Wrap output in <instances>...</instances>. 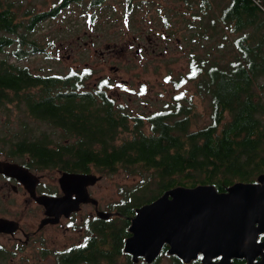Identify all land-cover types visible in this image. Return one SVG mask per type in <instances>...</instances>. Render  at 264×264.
<instances>
[{
  "label": "trees",
  "instance_id": "obj_1",
  "mask_svg": "<svg viewBox=\"0 0 264 264\" xmlns=\"http://www.w3.org/2000/svg\"><path fill=\"white\" fill-rule=\"evenodd\" d=\"M131 1L136 8L141 7L142 1ZM197 2L199 7L194 12L182 14L186 22L183 33L190 37L189 43L196 40L200 44L215 32L219 43L222 39L225 43L215 56L191 52L189 71L180 76L176 86L182 88L186 81L196 85L197 96L209 100V120H197L191 111L197 104L195 95L187 94L186 89L179 91V99L173 103L148 114H131L107 92L114 83L109 76L101 77L92 89L82 88L93 72L89 66L64 73H36L3 60L0 96L7 101L16 95L25 96L26 103L19 102L20 107H28L36 119L63 128L69 138L75 137L74 142L52 145V138L42 131L41 135L9 140L4 149L28 155L29 165L89 169L93 164L107 172L123 167L130 174H139L138 182L121 189L119 204L131 215L135 214L134 206L173 186L214 183L223 190L264 170V82H259L264 77V36L251 31L230 38L222 33L227 25L236 30L250 25L254 30L264 28V0ZM187 4L191 8L193 1L187 0ZM53 14L56 12L47 10L18 30L12 12L0 11V50L13 41L10 35L23 32L18 42L33 49L20 46L13 54L22 58L35 53L38 43L30 38L31 31L38 27L41 17ZM35 87L37 90L31 89ZM122 128L133 134L117 143ZM114 245L117 248L101 247L100 255L117 258L115 255L124 251L122 237Z\"/></svg>",
  "mask_w": 264,
  "mask_h": 264
},
{
  "label": "flooded vegetation",
  "instance_id": "obj_2",
  "mask_svg": "<svg viewBox=\"0 0 264 264\" xmlns=\"http://www.w3.org/2000/svg\"><path fill=\"white\" fill-rule=\"evenodd\" d=\"M135 1L137 2V0ZM140 1H142V15H144L140 30L133 33L119 51H114L113 46L107 43L106 49L100 50L102 55L114 54L117 59L124 60L136 58L146 60L179 59L181 54H178L177 51L181 50L180 46L184 45V40L178 33L177 6L173 5L172 8L165 5L161 6V0ZM24 3L26 6H23ZM75 3L80 7L79 19H83L78 21L76 25L83 31L76 36L80 39L83 36L86 39L81 43L82 45L89 41L95 46L97 41L93 37L92 31L96 26L94 24L97 23L101 4L105 5L104 0H53L50 8L34 12L33 0H0V11L12 12L15 21L19 24H22L18 20L20 11H23L24 16L33 12L25 23L26 27L38 15L47 10H53L56 14L49 16V18L41 17L39 24L45 20L57 18L62 10L66 17L73 12L71 5ZM133 3L131 0H122L121 6L125 4V9L129 12L132 11V15L137 9ZM138 29L139 25H137ZM22 33L16 37L10 35L13 41L0 50V52L6 53L0 59V66L3 60L16 64V60L24 59L30 55L17 58L13 54V51L18 50L20 46L23 50H31V48L25 47L24 43L20 45L18 42ZM176 41L177 43L180 42V46H173ZM190 44H194V42L191 41ZM8 48L12 49L8 50ZM11 57L15 60L11 61ZM23 67L29 68L28 65ZM0 97L3 101L4 97ZM16 97L17 95L13 99L15 100ZM13 152L0 146V264H42L43 260L48 259L52 254H55L57 264H102L103 260H107L109 264H117V261L120 264L124 262L126 264H160L164 255L170 258L171 264H204L202 252H199L198 257L185 261L176 253L169 252L170 245L168 243L162 246L159 254L152 260H148L144 255H140L136 259L131 252L125 250L126 238L132 234L130 225L137 213L136 209L153 201L161 193L151 201L134 206L135 214L131 215V212L125 210L124 205H120L119 202L105 206L93 192V187L97 182L102 179L104 174L109 173L105 168L100 169L93 164L89 169L79 166L29 165L26 163L30 161L29 156V161H22L18 150ZM47 169L55 170V173L47 176ZM85 173L96 174L98 178L92 181L93 177H90L88 181L84 182L83 176L80 175ZM260 173L254 175L250 180L244 181L258 182ZM233 183L226 185L223 190H227V187ZM85 191L88 192L87 199L80 203L79 209H73L74 206L71 205V202L85 196ZM94 200H97V203ZM99 210L104 211V213L100 214ZM79 215L80 218L78 219ZM117 220L121 222L119 223ZM256 225L264 227V221L261 223L257 221ZM101 227H104V232L100 231ZM117 228L119 229L118 233ZM52 229H61L65 233L71 232L66 234L63 241L60 242V247L53 248L51 246L52 234L50 231ZM120 237L124 240V251L119 255L116 254L117 258H107L100 255L101 247L117 248L114 242ZM244 243L247 247L245 252L239 256H232L230 258L231 264H264V229L258 231L255 244H250L248 239H245ZM222 258V253L212 257L214 262Z\"/></svg>",
  "mask_w": 264,
  "mask_h": 264
},
{
  "label": "rangeland",
  "instance_id": "obj_3",
  "mask_svg": "<svg viewBox=\"0 0 264 264\" xmlns=\"http://www.w3.org/2000/svg\"><path fill=\"white\" fill-rule=\"evenodd\" d=\"M161 1V6L165 5L170 8L173 5L177 6L179 15L178 33L188 42V44L184 43V45L180 46V42L177 43L176 41V44L173 45L180 46L181 48V50L177 51L178 54H181V57L177 60H146L138 58L124 60L117 59L114 54L103 56L100 50L106 49L107 43L113 46L114 51H119L125 42L131 38L132 34L140 30L141 22L144 19L141 7L137 8L135 14L132 13L131 15L132 11L129 12L125 9V4L121 6L122 0H104L105 5L101 4L100 6L99 17H97V23L94 24L96 26L92 31V35L97 41L95 46L89 41H87V44L84 43L82 45L81 43L86 39L83 36H81V39L76 36L83 31L82 28L76 26L77 22L83 19H79L78 13L80 12V7L75 3L71 5L73 12L66 17L62 10L57 18L45 20L35 30L31 31L30 38L36 40L38 43V47L35 48L37 51L24 59L16 60V65L22 67L28 65L31 71L36 73H64L71 68L82 69L89 66L93 69V72L85 80V86L82 88L92 89V87L97 85V81L101 77L109 76L114 83L107 89V92L118 104L125 106V109L131 114H148L162 106L164 107L166 104H170L169 102L173 103L175 100H178L176 95L179 94V91L186 89L188 91L187 94L193 92L195 95L194 99L197 104L194 103L191 111L197 114V120H209L208 98L201 100L197 96L196 85L192 81H186L182 84L184 85L182 88L177 87L176 83L179 82L181 75H186L189 71V54L191 52L215 56L219 53L217 48L221 47V43L225 40L222 39L221 43H219V34L215 32L214 37H207L200 44L196 40L195 42L193 41L194 47V44L189 43L190 37L183 33L186 22L182 19V14L190 11L191 13L194 12L199 7L197 0H192L193 4H191V8L188 7L187 0ZM52 2L53 0H33V12L50 8ZM23 6H26V3ZM19 13L20 17H18V20L22 24H19L18 30H22L32 13L27 16L22 14L23 11ZM137 25H139L138 30ZM254 28V25H250L241 28V30H236L227 25L222 33H225L230 38L251 31H254L261 37L264 36V28L260 26L257 30H254ZM194 34L196 35V33ZM11 36L16 37L17 34ZM24 46L31 48V50L33 48L29 47L27 43H24ZM10 49L12 48H8V50ZM5 54L4 51L0 52V59ZM13 60L15 58L11 57V61ZM259 82H264V77H260ZM31 89L37 90L36 87ZM9 96L12 97L13 93H9ZM24 98L26 97L17 96L13 101H7V99L2 101L0 97L1 147L5 148L9 140H19L27 137V134L31 136L33 133V136L41 135L42 131L47 132L49 137L52 138L50 141L52 145L60 142L71 143L75 141V137L69 138L65 135L63 128L54 126L49 122H44V120L36 119L28 112V107L27 109L25 106L20 107L19 102H22L23 105L26 103ZM184 101L188 102V100ZM183 104L189 103L183 102ZM130 124H132V121ZM31 127L33 128L31 129ZM27 128L28 131H26ZM24 129L25 131H23ZM119 133L117 143H120L125 136L129 137L133 134L132 131L125 130L123 132V128L120 129ZM3 138H6V140ZM20 158L22 161H27L28 155H21ZM51 173H55V170H46L47 176ZM139 179V174H130L123 167H120L116 171L104 174L102 179L93 187V192L105 206L114 205L116 202L121 201V189L123 187H131ZM151 185L153 186L154 184ZM87 210L89 211V208ZM87 210L85 211L88 212ZM79 218L80 215L78 216ZM117 222L120 223L121 221L117 220ZM50 232L52 234L51 246L53 248L60 247V242L63 241L66 234L71 233L69 231L65 233L61 229H52ZM37 256L39 255L37 254ZM42 264H57L55 254L49 256L48 259H44ZM102 264L109 263L107 260H103ZM117 264H120V262L117 261ZM160 264H171V260L168 256L164 255Z\"/></svg>",
  "mask_w": 264,
  "mask_h": 264
},
{
  "label": "water",
  "instance_id": "obj_4",
  "mask_svg": "<svg viewBox=\"0 0 264 264\" xmlns=\"http://www.w3.org/2000/svg\"><path fill=\"white\" fill-rule=\"evenodd\" d=\"M80 176L84 182L90 177L92 181L98 178L93 173ZM258 180H237L227 190H220L214 183L180 184L166 189L136 209L125 250L136 259L144 255L152 260L168 243L169 252L185 261L202 252L204 264H231L232 256L245 252L244 240L255 244L258 231L264 229L256 225L257 221H264V171ZM86 195L87 191L85 196L71 202L73 209L80 208ZM220 253L223 258L214 262L212 257Z\"/></svg>",
  "mask_w": 264,
  "mask_h": 264
},
{
  "label": "snow or ice",
  "instance_id": "obj_5",
  "mask_svg": "<svg viewBox=\"0 0 264 264\" xmlns=\"http://www.w3.org/2000/svg\"><path fill=\"white\" fill-rule=\"evenodd\" d=\"M177 99H179V97H177Z\"/></svg>",
  "mask_w": 264,
  "mask_h": 264
}]
</instances>
